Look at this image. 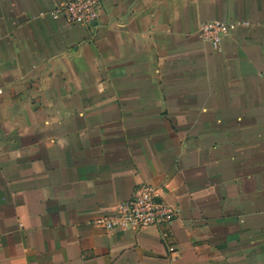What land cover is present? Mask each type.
Returning a JSON list of instances; mask_svg holds the SVG:
<instances>
[{"label":"crops","instance_id":"0c3cea01","mask_svg":"<svg viewBox=\"0 0 264 264\" xmlns=\"http://www.w3.org/2000/svg\"><path fill=\"white\" fill-rule=\"evenodd\" d=\"M60 1L0 0V264H264V0ZM140 183L172 222L94 225Z\"/></svg>","mask_w":264,"mask_h":264},{"label":"built area","instance_id":"2783aa9c","mask_svg":"<svg viewBox=\"0 0 264 264\" xmlns=\"http://www.w3.org/2000/svg\"><path fill=\"white\" fill-rule=\"evenodd\" d=\"M99 8L100 0H61L48 10L47 14L54 20L95 28ZM234 26L235 24L221 20L206 21L200 24L197 37L218 50L222 39ZM176 214V208L163 198L159 187L140 183L135 186L128 200L119 204L113 211L97 216L94 225L103 231L162 226L172 222Z\"/></svg>","mask_w":264,"mask_h":264}]
</instances>
